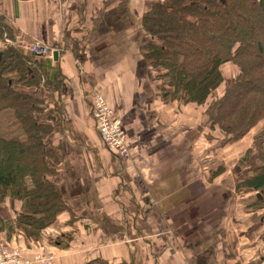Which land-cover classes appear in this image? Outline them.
I'll list each match as a JSON object with an SVG mask.
<instances>
[{"label": "crops", "instance_id": "1", "mask_svg": "<svg viewBox=\"0 0 264 264\" xmlns=\"http://www.w3.org/2000/svg\"><path fill=\"white\" fill-rule=\"evenodd\" d=\"M151 1L0 0L9 40L57 51V60H41L45 79L25 89L42 98L39 117L53 128L57 162L47 177L67 205L28 243L10 230L20 202L1 203L10 232L1 230L0 241L26 257L51 256L49 264H264V206L257 208L264 196L237 180L251 175L240 159L253 154L255 131L217 147L205 139L203 106L162 99L139 48ZM53 76L51 88L44 81ZM94 93L112 107L129 156L104 147L91 116ZM57 236L62 246L48 240Z\"/></svg>", "mask_w": 264, "mask_h": 264}, {"label": "trees", "instance_id": "2", "mask_svg": "<svg viewBox=\"0 0 264 264\" xmlns=\"http://www.w3.org/2000/svg\"><path fill=\"white\" fill-rule=\"evenodd\" d=\"M140 20L147 35L140 53L163 100L203 106L205 139L217 147L255 131L253 154L240 159L251 175L241 172L237 180L264 196V0H153ZM4 36L12 32L0 15V39ZM41 60L14 45L0 50V204L20 202L10 230L28 243L38 242L43 229L67 210L57 184L47 177L57 162L53 128L39 117L42 98L25 89L45 79ZM228 64L233 72L224 70ZM53 79L44 82L52 88ZM257 202L261 209L264 200ZM3 224L0 218V231L7 229ZM48 240L63 244L60 236Z\"/></svg>", "mask_w": 264, "mask_h": 264}, {"label": "built area", "instance_id": "3", "mask_svg": "<svg viewBox=\"0 0 264 264\" xmlns=\"http://www.w3.org/2000/svg\"><path fill=\"white\" fill-rule=\"evenodd\" d=\"M52 2L62 3L65 0H51ZM0 45H14L33 54L38 58L51 57L52 49L48 45L30 38L17 36L14 40H9L6 36L2 38ZM8 43V44H6ZM91 116L94 122V128L104 143L112 153L119 157L125 158L129 156L126 136L112 107L109 106L104 97L98 93H94L91 99ZM17 249L9 250L5 248L3 242L0 241V264H33L34 262H42L49 264L52 260L51 256L42 254H34L30 258L23 257L22 253Z\"/></svg>", "mask_w": 264, "mask_h": 264}, {"label": "rangeland", "instance_id": "4", "mask_svg": "<svg viewBox=\"0 0 264 264\" xmlns=\"http://www.w3.org/2000/svg\"><path fill=\"white\" fill-rule=\"evenodd\" d=\"M1 42V41H0ZM1 44V43H0ZM6 44H8V43H6ZM8 45H10V44H8ZM0 49H1V47H0ZM232 69H234L233 68V66L232 65H230V64H228V65H226L225 66V68H224V70H226V71H228L229 72V70H232ZM232 72H233V70H232ZM230 73V72H229ZM0 122L1 123H3L4 121H3V118H2V114H0ZM255 163H257V161H255ZM259 216H261V217H264V211L261 213V214H259ZM3 245L5 246V243H3ZM5 248H8L9 250H13V249H17V247H13V248H9V247H7V246H5ZM19 250V249H18ZM20 251V250H19ZM21 252V251H20ZM22 253V252H21ZM23 255V257H26L25 256V254L23 253L22 254ZM34 255V254H33ZM32 255V256H33ZM31 256V257H32ZM26 258H30V257H26ZM40 263H42V262H40ZM43 264H47V263H43Z\"/></svg>", "mask_w": 264, "mask_h": 264}, {"label": "water", "instance_id": "5", "mask_svg": "<svg viewBox=\"0 0 264 264\" xmlns=\"http://www.w3.org/2000/svg\"><path fill=\"white\" fill-rule=\"evenodd\" d=\"M52 59L53 61L57 60V51L55 50L52 51Z\"/></svg>", "mask_w": 264, "mask_h": 264}, {"label": "bare ground", "instance_id": "6", "mask_svg": "<svg viewBox=\"0 0 264 264\" xmlns=\"http://www.w3.org/2000/svg\"><path fill=\"white\" fill-rule=\"evenodd\" d=\"M17 47V46H16ZM20 49V48H19Z\"/></svg>", "mask_w": 264, "mask_h": 264}]
</instances>
